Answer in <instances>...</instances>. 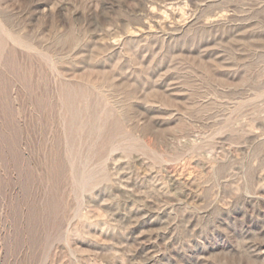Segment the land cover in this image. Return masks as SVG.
Wrapping results in <instances>:
<instances>
[{
	"label": "rangeland",
	"instance_id": "obj_1",
	"mask_svg": "<svg viewBox=\"0 0 264 264\" xmlns=\"http://www.w3.org/2000/svg\"><path fill=\"white\" fill-rule=\"evenodd\" d=\"M0 264H264V0H0Z\"/></svg>",
	"mask_w": 264,
	"mask_h": 264
},
{
	"label": "bare ground",
	"instance_id": "obj_2",
	"mask_svg": "<svg viewBox=\"0 0 264 264\" xmlns=\"http://www.w3.org/2000/svg\"><path fill=\"white\" fill-rule=\"evenodd\" d=\"M164 6V5H163ZM173 6V5H172ZM156 8V7H155ZM168 8V7H167ZM152 10V9H151ZM157 10V9H156ZM164 11V10H163ZM169 11H171V10H169ZM168 11V12H169ZM157 12V11H156ZM159 13V12H158ZM175 13H177V12H175ZM157 14V13H156ZM161 14V13H160ZM180 14V13H179ZM155 15V14H154ZM159 15V14H158ZM162 15V14H161ZM165 16V15H164ZM217 17V16H216ZM215 18V17H214ZM177 19V18H176ZM155 20V19H154ZM179 20L181 21V19L179 18ZM216 20V19H215ZM159 21V20H158ZM212 21V20H211ZM148 23V22H147ZM180 23V22H179ZM175 24V23H174ZM148 27V26H147ZM173 28V27H172ZM150 31V30H149ZM113 38V37H112ZM117 39H115V41H116ZM117 43V42H116ZM179 182V181H178Z\"/></svg>",
	"mask_w": 264,
	"mask_h": 264
}]
</instances>
